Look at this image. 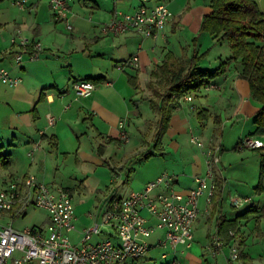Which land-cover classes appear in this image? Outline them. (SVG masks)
I'll use <instances>...</instances> for the list:
<instances>
[{"label": "crops", "instance_id": "obj_1", "mask_svg": "<svg viewBox=\"0 0 264 264\" xmlns=\"http://www.w3.org/2000/svg\"><path fill=\"white\" fill-rule=\"evenodd\" d=\"M156 2L166 4L170 17L163 29L152 37L142 36L130 28L115 34L111 31L106 33L102 31V25L112 19L115 11L131 12L142 3V0H71L65 15L72 26L70 32L66 34L61 30V27L66 28L64 22L53 20L47 0H27L23 8L14 4V0H0V50L6 51L0 55V66L8 68L22 78L14 87L0 83V123L14 132L20 128L23 130L22 136L13 132L10 135L9 144L17 150H8L2 155L3 148L0 144V186L11 178L33 174L50 185L67 189L72 200L73 191L67 186L55 183L50 176L52 167L59 158L58 153L63 154L62 161L70 155L71 148L65 146V139L76 141L74 162L90 159L97 163L104 161L112 164L113 160L108 154L111 144L122 146L129 143L130 123L135 124L140 134L144 133L145 123H152V128L150 130L149 126L150 131L148 130V136L145 138L150 145L156 114L152 111L153 116L149 118L145 117L144 112L136 110L130 116V111L126 112V100L130 99L133 102L134 99L130 97L134 94L138 99L148 95L149 91L144 87L142 89L140 85L145 80H150V71L161 64L165 54L171 53L177 61L185 63L192 55H200L206 51L197 62L202 66L206 64L217 66L223 57L230 55V51L224 56L222 50L218 51L217 46H221L222 41L200 31L202 16L211 10L210 0L144 1L147 5ZM17 30L40 44L38 58L27 59L23 54L22 61L16 63L14 52L18 51L19 47L11 39L17 40ZM133 54L139 59L137 68L120 70L116 67L117 61ZM238 72V61L228 59L223 73L215 76L198 90L185 94L190 95L191 100L180 97L179 105L172 112L161 138V151L165 147L180 148L181 138L186 134V130L189 136L188 130L191 128L202 140H211L220 145L221 164L217 163L214 167L216 182L214 196L212 195L210 202L206 201L205 195L198 198V215L192 227L191 244L177 245L175 250L161 246L158 241L164 232L156 229L147 238L149 244L147 252L136 259H127L125 264H140L141 260H153L154 258L148 254L151 249L159 251V258L164 260L163 264H167L175 257L180 264H220L225 261L232 246L237 248L240 255H245L244 258H250L251 264H264V231L257 230L258 224L255 225L256 231H249L247 227L249 215L246 214L238 221L237 232L228 230L230 235L228 240L217 232L218 218L232 219L245 210L257 213L258 220L264 219V170L260 173L261 179L259 178L260 181L254 186L255 191L252 195L246 194L248 190L242 185L238 187L241 188L243 195L233 193L226 187V180L222 174L224 163L221 159L225 150L223 145L225 139L222 136L225 131L235 130V141L231 147L233 151L236 149L261 151L264 147H247L239 143V140L247 135L259 139L262 135L253 133V117L260 104L252 98L247 80L240 77ZM97 76H101L102 79L95 82V88L88 96L75 95L73 81ZM129 77L136 80V86L130 83ZM108 88L113 90V93H107ZM113 100L121 102L124 108ZM50 115L54 117L51 124L47 120ZM123 117L126 118L125 129L128 136L125 141L119 138L117 129L118 120ZM191 120L195 121V126L190 124ZM184 123L189 124L184 126ZM84 134L88 140L93 137L98 139L95 145L97 154L82 146L80 138H83ZM90 147L93 148V145L90 144ZM23 149L25 152L23 158H20L18 150L21 152ZM186 151L182 149L183 165L174 171L166 170V166H162L159 173L156 172L157 174L146 179L142 178L128 190L127 194L142 189L146 182L163 172L175 176L172 189L186 192L194 184V175L202 174L205 169V158L200 148L193 153ZM262 157L264 152L260 153V166L264 169ZM132 159L122 158L117 161L119 168H126V179L130 176L129 167ZM48 164L51 170L47 169ZM161 191H165L162 186L153 190ZM112 195L121 197L110 194L103 198L105 204L98 206L94 213L82 208L79 211L77 209L79 206L74 207V229L69 233L73 242L79 241L85 226L99 220ZM236 202L240 204L236 205ZM26 208L0 210V226L8 222L12 225L18 216L25 215ZM143 213L146 214V211ZM154 221L149 217V223ZM48 222L49 217L45 212L40 221L31 225H17L15 228L30 226L41 228ZM212 235L218 236L222 242L215 250L208 247ZM105 237L104 232L92 234L89 241L97 242ZM250 239L253 246L248 242ZM19 256L20 251H13L5 264H16L14 258ZM239 263L240 261L237 262Z\"/></svg>", "mask_w": 264, "mask_h": 264}, {"label": "built area", "instance_id": "obj_2", "mask_svg": "<svg viewBox=\"0 0 264 264\" xmlns=\"http://www.w3.org/2000/svg\"><path fill=\"white\" fill-rule=\"evenodd\" d=\"M27 0H14V4L23 8ZM71 0H47L54 21H63L70 29L71 24L65 15ZM142 0L133 11H115L112 19L102 25L104 33H118L133 29L142 36H156L165 26L170 11L165 3L156 2L147 5ZM18 51L14 60L20 63L25 54L27 59L39 57L40 44L17 30ZM6 51L0 50V55ZM138 56L133 54L116 62L118 69L137 68ZM18 74L0 66V83L14 87L21 82ZM72 88L76 96H88L95 83L87 79L73 81ZM191 100L190 95L182 96ZM48 123L54 121L52 115ZM126 118L118 120L119 138L127 140ZM188 139L200 148L205 158L202 174L193 177V185L186 192L172 189L174 175L163 172L146 182L142 189L131 191L121 197L109 200L98 221L87 225L78 242H73L69 233L74 229V207L69 191L61 186H53L39 180L33 174L14 177L0 186V210L23 209L34 206L47 213L49 222L45 227H24L17 229L10 222L0 226V264H5L13 251H20L15 257L16 264H125L127 259H136L144 255L149 244L147 238L156 229L163 230L158 241L161 246L175 250L177 245L189 246L193 240L192 227L198 215V198L205 195L207 202L216 189L214 167L219 162L220 145L214 141H204L189 128ZM247 147H261L264 143L253 135L239 140ZM31 154V152H29ZM165 191L153 192L157 187ZM240 204V202L235 203ZM146 211V214L143 213ZM149 217L155 221L149 223ZM105 233L106 237L90 242L92 234ZM218 236L212 235L208 247L213 250L221 246ZM238 250L230 247L225 261L221 264H237ZM167 264H180L175 257ZM259 264V263H255Z\"/></svg>", "mask_w": 264, "mask_h": 264}, {"label": "rangeland", "instance_id": "obj_3", "mask_svg": "<svg viewBox=\"0 0 264 264\" xmlns=\"http://www.w3.org/2000/svg\"><path fill=\"white\" fill-rule=\"evenodd\" d=\"M256 1L258 2L261 10L264 12V0H256ZM65 29L66 28L63 29L61 27V30L64 34H66V32H70L69 29L68 30ZM221 43H220L221 46L218 45L217 47H218V51L219 50L223 51L222 55L224 56L225 54L229 53L230 49L226 41H222ZM208 59L212 60L210 58ZM224 59L225 58L223 57L222 60ZM200 66L211 69L214 68L216 65L210 66L209 64H206V66H202V65ZM149 78L151 79V77ZM141 86L142 89L144 87L145 90L149 91L148 95L151 94V89H149L150 87L148 81L145 80L144 83L140 85V87ZM107 93L111 94L113 93V90H110L108 88ZM195 97L196 96H194V98ZM130 98L134 99V100L132 99L133 102L130 101V99L126 100V112L129 110L130 116L132 112L136 110L144 112L145 117L151 118L153 116V112L149 107L148 101L145 98L141 99L139 97L138 99L136 94H134V96L132 95ZM113 101L119 106L123 107L121 102H119L118 100H113ZM128 107L129 109H127ZM188 124L189 123H184V126H188ZM190 124L195 126V121L191 120ZM149 126L151 130L152 123L150 124L145 123V125L143 126L144 133L140 134V131L136 128L135 124L130 123L129 134L131 138L129 143L122 146H118L117 144L114 143L111 144V150L108 152V154H110L111 156L110 158L113 160L112 164L110 162H104V161H102V163H97L96 161H92L90 159L74 162L73 152L75 150L74 148L76 145V141L75 139L64 140L65 146L71 148L70 155L67 156V159L62 161L61 157L63 156V154L58 153L59 158L56 160V163L53 165L52 170L49 167V164L46 165V167L48 170H51L50 176L51 178L53 177L52 180L55 183L62 184L63 186H67L73 191V196H72L73 207L79 206L77 208L79 211L82 208L83 210L94 213L96 212L95 210L99 208L98 206L105 204V202H103V198L108 197L110 194H114L116 196H125L128 193V190L135 184L139 183V181L142 178L146 179L149 178V176L151 175L159 173L162 166H166L165 167L166 170L174 171L179 166L183 165L184 153L182 152V149L187 150L186 152L188 153H193L198 150V148L188 140L187 130H186V134L183 135V137L181 138L180 148L165 147L161 152L155 150L153 154H149L145 156L144 151L149 144V142L147 143L145 141V138H147L148 136L147 132L149 130ZM22 131L23 130H21V128L16 129L15 132L14 130L11 131L10 128H5L0 123V144L2 145L3 148L2 155L8 152V150H12V149L17 150L16 147L9 144L10 135L13 132L16 135L18 133V135L22 136L23 134ZM234 136H235L234 129H231V131L230 130L225 131L222 136V138L225 139V142H223V145L225 146V150L223 152V158L221 159V162L224 163L222 174L226 180V187L231 189L233 193L243 195L244 193L240 191L241 188L238 187L242 185L243 187L246 188V190H248L246 194L252 195L254 194L255 191L254 186L257 184V182L260 181V180L258 181V179L260 178V173L263 172L264 170L260 166V159H261L260 153L264 152V147L261 148V151L251 150V149H242V150L236 149L235 151H233L234 149L232 150L231 147L235 141ZM82 137L83 138H80L82 146L83 147L85 146L87 150L90 149L95 154H97L95 145L98 139H95L93 137L92 139L88 140V138L87 139L85 138V134ZM261 137H262L261 140L264 143V135H262ZM90 144L93 145V148L90 147ZM18 147L19 148L21 147V142L18 144ZM52 150L53 152H55V149L52 148ZM18 151H19V157L23 158L25 149H23L21 152L20 150ZM122 158L123 159L134 158L132 159V161H130L131 162L129 167L130 176L127 179L125 176L127 174V172L125 171L126 168L123 169L119 168L120 166H118L119 163L117 162ZM260 168H262V171ZM229 202L231 204V201ZM102 208L103 207H100V209ZM25 212H26L25 215L18 216L15 219V221H13L12 224L13 227L17 225L18 226L31 225L32 223H36L40 221L41 217L44 216L45 213L43 210L36 208L34 206L27 207L25 209ZM247 216H248L247 227L249 228V231L252 232L256 231L255 230L256 226L258 231H262V230L264 231V219L258 220L259 215L255 212L253 213L247 212ZM248 242L250 246H253L251 239L248 240ZM148 254L149 256H152L154 259L141 260L140 264L164 263V260H161L159 258V251L157 249L156 250L151 249Z\"/></svg>", "mask_w": 264, "mask_h": 264}, {"label": "trees", "instance_id": "obj_4", "mask_svg": "<svg viewBox=\"0 0 264 264\" xmlns=\"http://www.w3.org/2000/svg\"><path fill=\"white\" fill-rule=\"evenodd\" d=\"M209 4L211 10L202 16L200 31L206 32L218 41H226L230 55L209 69L197 63L206 51L200 55H192L185 63L177 61L171 53H166L161 64L150 71L151 79L148 84L151 94L143 98L156 114V120L151 136L152 143L145 149V156L153 154L155 150L161 152V138L172 112L179 105V98L198 90L215 76L223 73L228 59L238 61V75L247 80L252 98L260 104L253 117V133L264 135V14L256 0H210ZM129 78L130 83L136 86V80L133 77ZM85 79L95 83L102 77ZM263 160L264 157L262 163ZM113 198L115 196L110 200ZM247 212L248 210L238 213L232 219L218 218L217 232L228 240L230 238L228 230L237 232V223ZM33 227L35 226H31ZM244 256L238 253L239 264H251L250 258Z\"/></svg>", "mask_w": 264, "mask_h": 264}]
</instances>
